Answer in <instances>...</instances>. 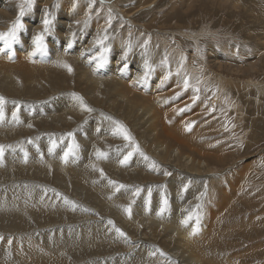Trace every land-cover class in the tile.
I'll use <instances>...</instances> for the list:
<instances>
[{
	"label": "bare ground",
	"instance_id": "1",
	"mask_svg": "<svg viewBox=\"0 0 264 264\" xmlns=\"http://www.w3.org/2000/svg\"><path fill=\"white\" fill-rule=\"evenodd\" d=\"M39 1L47 2V0ZM103 1L106 6L111 7L112 4L118 0ZM143 1L144 0H137L135 2L133 5L135 10H132L134 12L130 13L128 17H125L126 20L131 22L129 17L132 18L135 12L141 11L150 5L147 2L144 4L141 3ZM59 2L60 1H58V5L60 4ZM65 4L59 5V17L55 20L48 17L52 22L55 21L58 23L51 22V33L43 34L44 51L34 53V37L42 33L38 32L43 26V17L41 16L43 12L42 9H35L31 17L21 16L17 13L18 3L16 0H0V33H2V31H4V33H6L5 31H9V29H3H7V27L9 28L11 25H14L18 17L19 22L23 25L22 28L28 30L27 36L16 37L12 45L10 44V48L8 44L5 43V40L0 39V42L4 43L3 45L8 46H1L0 49L9 48L0 51V78H3L2 81H0V97H3L5 101L3 104L4 119L0 121V123H3L0 124V147H3L5 151L4 156L8 153L11 154L9 151L24 150L25 147L26 149L29 147L33 150H29L31 153L30 157L22 152H19L18 156H13L10 162H14V164L16 162L17 164L12 166L11 169H9L10 165L4 167L7 166V164L5 162H0V172L2 173L3 171L4 173H0V191L4 189L14 190L8 193V196H11L9 197L11 200L6 202L7 205L5 204L6 206H4V209H1V211L5 213H0V232L3 233L5 237L4 241L10 240L12 237L14 243L9 241L12 243L10 252H7L9 256H5L4 254L0 255V264H18L16 263L17 259L21 261L20 263L22 264H36V262L40 264H69L71 262V264H81L85 261L84 257H88L91 260L88 262V259L83 264H208L205 262V257L196 250L197 240L194 241V239L190 237L185 229L187 226L181 223L188 213L186 212L188 207L182 208V202L178 199H173V193L178 191L176 186L179 182L181 185H184L186 181H191L192 185V181L194 182L195 179L196 181L200 180L203 184L202 186H204L208 176L199 177L196 175V171H198L200 167H207L206 157L210 158L214 156L209 153L208 146H203V148L198 151L195 145L194 147L192 146L191 143L193 142L191 140V142L189 141L186 143L187 139L185 141L182 137L184 135V122H190L186 119V116L192 112H184V119L180 117L174 118V103L172 105H165L166 98L165 89L162 85V78H157V80L154 81L156 77L153 76L157 74L153 73V68L156 69L154 66L155 64L150 66V70H152L151 72L153 74L149 71L148 76L141 80V77L145 74L143 64L145 61H142L140 56H138L140 59L139 62L133 61L131 63H124L120 48L119 50H117L118 48L116 49L117 52L110 53V51L108 54L109 56H107L110 58H107L110 69L103 73H110V75L104 77L97 76V71L95 70L98 68L97 62L92 58L99 56V51H97L99 47L96 45L94 34L92 32L84 35L82 39L80 33H74L73 28L75 23H72V21L76 19L72 16H81L83 10L82 12L76 9V11H71L73 7H68L69 5L67 6ZM123 9L125 8L123 7ZM113 11H115V9ZM14 15L18 17H14ZM92 22V25H94L95 21L93 20ZM65 31L70 33V36L75 34L74 38L77 41L75 44L74 38H69L68 40L64 39V36L67 37ZM15 44L21 46L23 50L21 53L16 52ZM115 44L116 47H119V44ZM3 52L9 54V56L2 54ZM128 54H130V52ZM132 54L133 52L129 55L131 59ZM134 56L137 58L136 54H134L133 57ZM129 57L126 56V60H128ZM34 58H36V60H34ZM30 62L39 66L35 67L33 65L31 67L29 65ZM221 63L219 62L218 64L224 67V62ZM65 64L71 67V72L68 71V68L63 66ZM128 65L131 66V69ZM5 67L11 68L17 73L10 74L9 71L4 69ZM157 70L159 71V69ZM151 78H153L154 81H152V85H150ZM1 84H3V86ZM137 90L147 98L139 95V92H136ZM145 92H147V95H145ZM74 94L81 97L84 104L88 108H91L92 111H84L80 107L79 101L73 98ZM100 100L108 109L100 108ZM14 112L17 113L19 122L13 118ZM112 121H117L122 124L134 139L136 145L139 146V152L134 153L132 157H137L136 163H138L140 165L138 167L141 168V171H135V167H131L133 163L131 162L132 160H130L131 164L122 165L121 170H118L120 173H115L116 175H119L125 180H129V183L133 181L137 182L139 181L138 179L152 178V176L149 175H156L158 173L159 175H164V173L158 171L159 169L157 170V168L160 167L159 165H161V159L165 161L168 160L169 162L178 159L181 164L180 168H176L174 165L170 164L171 167H174L176 170L175 173L178 181L172 178V180L165 179L166 181L163 185H157L158 183L156 184L154 181L150 180L149 184L152 185V187H150L153 190V192L151 191L152 193L143 191L141 185H139L140 188L136 187V190L139 189L140 191L139 194L136 195V198H133L134 203L132 207L127 206L128 204H125L121 199H115L116 196L110 199L108 193L113 190V187L109 185L114 184H107V182L103 181L104 178L102 177L103 175L101 176V170L102 172L107 171L113 173L112 170H116L119 167L115 168L114 164H112L113 162L104 163L100 158H97L96 152L99 150L102 153H112L119 152L122 149H130L132 151V147L128 141H125L122 136L114 134L116 125L113 124ZM95 122H100L96 128L99 126L102 127V130H105V136L95 137L92 131L85 134L93 128ZM178 123L180 127L175 128ZM95 126L96 125H94V127ZM196 132H199V130L195 129L194 133ZM69 133L72 135L69 136ZM111 135H113L115 141L107 139L108 147L106 144L101 145V142L96 139L108 136L111 137ZM192 136L194 137V134ZM194 138L192 139L193 141L195 140ZM146 139H148L149 142H145ZM52 140L56 141L57 147L54 152L49 153L48 149ZM85 140L88 143L86 146L81 143V141ZM72 141L79 145V149L77 154L75 156H70L68 162L65 163L61 157L63 156L64 150L68 147V144ZM151 142H155L154 145L152 144L153 147ZM120 153L122 152L120 151ZM140 153H143V156ZM196 155H198L200 159H195ZM77 156L82 157L79 160H75ZM144 156H147L148 159L145 160ZM214 157L215 159H219L220 156L218 154V157ZM202 158H204V160H202ZM7 161H9V159H7ZM4 163L6 165L3 166ZM153 164L156 165V167L150 166ZM1 165L3 168H1ZM208 169H210V167ZM128 170L133 174L130 175L131 172ZM66 179H68L67 184L73 191L69 190L64 184ZM175 182H177V185H173ZM234 182L239 184L237 177ZM102 183L107 185L103 187ZM126 184L127 183H124V187L120 188L118 192L124 189L129 190ZM234 184L230 187L234 186ZM160 186H164L165 190H161ZM37 188L38 190H36ZM81 188H84V190ZM235 188L233 187L231 191L233 192ZM80 189L82 191H79ZM131 190H134V188H130V191ZM186 190L188 191V189ZM80 192H84L85 194L83 195ZM118 192L113 191L112 195ZM128 192L129 191L124 190V195L126 196ZM2 194L5 195L4 192H2ZM63 194L72 198V200H74L73 203L77 205V210L80 211L76 221L71 218L66 223L58 221V219H66L68 214L76 211V207L71 206L73 203L65 202ZM130 194L129 192L128 195ZM206 194L207 197H210L208 191H206ZM206 194L203 197H197L195 200L196 202H193L204 203L207 199L205 198ZM183 196L184 198L188 197L187 194ZM162 197L166 198L168 201L167 208L163 213L169 214L173 216V218L164 219L158 216L157 213L159 208L156 205H160ZM243 198H245L249 204L248 197L243 194ZM34 199L36 202L33 201ZM103 200H107L106 202H108V204L104 205L105 202H102ZM146 201L152 204L150 208H148V205L146 206ZM224 201L225 199H223L220 204H224ZM23 204L30 206L31 209L33 207L42 209L45 217H40L41 215L37 214L32 209L34 214L25 215L26 218H24L21 215V212H24V210H19L21 209L19 206ZM99 205L102 206V208ZM86 208L93 211L89 212ZM82 209L85 210V213L81 212ZM126 209L131 210V214L127 211L130 216L129 219L124 220L119 218L117 215L118 211L124 213ZM217 209V207H214L212 213H210L211 217L209 218L216 219V222L211 224L210 227L216 231L219 230V234L222 232L223 234L221 235L223 239H225L226 235L221 229L220 223L218 224L220 221V213ZM101 212L106 214L105 218L104 216H102V219L97 217L96 214L100 216ZM178 215H180V218ZM110 217L117 218L119 221L118 226L125 232L134 231L137 232L138 235L146 238L144 243L139 238H131L132 243H143L136 248V251H133V256L118 258L110 253L112 251H117V256L127 253L124 252V250L122 251L123 253L118 252L122 247L114 245L117 236L106 221V219ZM153 220L155 222H153ZM244 223H247L246 225L250 224L253 229H251V231L247 229L246 231L248 233L259 230L255 225L258 222L255 220L246 219ZM46 228H51V234L53 235L62 231L61 234L64 235L71 229H73L74 234L72 233L71 236L65 235L64 240L58 238L59 236L57 235L54 237V240L50 242L49 238L44 239L41 237V235H46V231H44ZM164 228L168 231L174 230V235H170L169 233L162 235L161 232H164ZM27 233L29 234L27 235ZM204 233L207 236L210 231ZM16 234H21V236H17ZM214 236L216 238V232H213L210 238L207 236L212 240L206 238H204V240L206 239V243L209 246L215 243L213 247L221 248L223 254L224 250L222 247L225 245H222L221 242H219L221 240L215 239ZM223 241L224 240H222V243L224 244ZM5 242L3 243L6 244ZM218 243L221 245H218ZM8 245L10 244L5 246L8 247ZM85 246H91L95 250L88 254H82L83 250H87ZM159 246L165 248L167 251H164L165 254L174 257V259H172L174 263L159 258V253L162 252ZM226 248L227 247H225V249ZM67 250H70V252H62ZM212 253L214 255H212V257L210 256V258L215 262L221 254H219V251L217 253L213 251ZM67 254L72 255L73 261H67ZM227 256L230 258L228 260L230 264H247L246 260H237L240 256L238 254H227ZM258 258H255V261H257ZM209 264L217 263L211 262Z\"/></svg>",
	"mask_w": 264,
	"mask_h": 264
},
{
	"label": "rangeland",
	"instance_id": "2",
	"mask_svg": "<svg viewBox=\"0 0 264 264\" xmlns=\"http://www.w3.org/2000/svg\"><path fill=\"white\" fill-rule=\"evenodd\" d=\"M58 1H60V4L66 3L65 5H69L68 7H73L71 11L77 10L82 12L83 10L82 17L72 16L76 19L72 21V23H75L73 31L74 33H80L82 39L84 38V35L93 32L96 45L99 47L97 50L99 51L98 55H100L102 49L101 46L97 44V41L102 40L103 46L108 49L107 56H109L108 54L110 51V53H113L117 48V50L120 48V53L123 54L121 57H123L122 59L124 60V63H131L133 61L139 62L141 59L147 63L149 69L150 66L155 64L154 66L156 69L153 68V73L157 74L153 76L156 77L154 81H156L157 78H162V85L165 89V98L167 99H165V105H172L174 103L173 108L175 113L173 117L184 119V112H192L186 116V119L190 122H184V135L182 137L185 141L187 139L186 143L191 140L193 142L191 143L192 146L194 147L195 145V148H197L198 151L203 148V146H208L207 148L211 155L218 157L219 154V159H215L214 156L210 158L206 157L207 167H200L198 168V171H196V175L199 177L208 176L204 186H202L203 184L200 180L196 181L195 179V183L192 181V185L191 181H186L184 185H181L180 182L178 185L177 182L173 183V185H177L176 187L178 188V191L173 193V199L181 201L182 208L188 207L186 210L188 213L185 219L189 215H192L193 217L189 220L185 229L194 241L197 240L196 250L205 257V262L208 264L211 262L217 264H230L228 263L230 258L227 254L232 255L235 253L236 255H240L237 260H246L247 264H264V0H144L141 3L144 4L147 2L150 5L147 8L143 7L144 9L141 11L135 12L132 18L129 17L131 22L126 20L125 17H128L130 13L134 12L132 11L135 10L133 5L137 0H118L112 4L113 7L106 6L103 0H47V2L30 0V4L28 0H16L18 3L17 13L20 15V8L21 6H24L25 11L22 16L31 17L35 12V9L39 8L43 11L41 13L43 20L45 16H47V18L51 17L55 20L59 17L58 10L60 4L58 5ZM76 7H80L81 9ZM123 7L125 9H123ZM111 8L113 10L115 9V11ZM14 17L18 16L14 15ZM93 20L95 21L94 25H92ZM52 23L58 22L53 21ZM12 27L13 25L3 30H8ZM43 28L44 25L38 32H43ZM51 29L52 28H50L47 33H51ZM17 31L20 33L16 32V37L27 36V29L20 28ZM65 32L64 33L67 34V37L64 36L65 40L74 38V35L76 34L70 36V33L67 31ZM2 33H4V31H2ZM74 41L75 44L77 41L76 39ZM145 41H148L147 45H145ZM13 42L14 41L12 40L11 43L8 44L9 48ZM115 43L119 44V47H116ZM3 44V42H0V47L7 46ZM9 48H4L3 50ZM15 50L18 53L23 51L19 44H15ZM129 52L130 54L133 52L131 55L132 59L129 57ZM2 54L9 56V54L4 52ZM134 54L137 55V58L135 56L133 57ZM126 56L129 57L128 60H126ZM138 56H140V59ZM34 60H36V58H34ZM219 62H224L225 66L222 67L218 64ZM145 63H143L144 70ZM29 65L31 67L33 65L35 67L39 66L31 62ZM129 68L131 69V66H129ZM4 69L9 71L10 74L17 73L8 67H5ZM109 69V65L106 62L102 67L95 69L97 71L96 75L103 77L109 76L110 73H103ZM157 69H159V71ZM151 71L152 70H150V73L153 74ZM186 77L189 78V87L187 89L184 88V79ZM0 79V81H2L3 78L1 77ZM152 81L153 78L150 79V85L153 84ZM1 85L3 86V84ZM196 89H199V91H196ZM136 92H139V95L142 97L147 98L141 94L140 91L137 90ZM145 95H147V92H145ZM194 96L198 98L193 100ZM99 104L100 108L108 109L101 100ZM194 110L196 111L193 112ZM98 124H100V122H95L93 128L85 134L92 131L95 137L105 136V130L103 131L102 127L99 126L96 128ZM94 125L96 126L94 127ZM188 125H191L190 129L187 128ZM177 127H180L179 123L175 128ZM195 129H198L199 132L194 133ZM191 134H194L195 138ZM193 138L195 139L194 141L192 140ZM96 139L101 142V145L106 144L107 147V139L115 141L113 135H111V137L108 136ZM146 140L145 142H149L148 139ZM81 143L85 146L88 144L86 140L81 141ZM152 144L154 145L155 142H151V145ZM29 150L33 151L29 147L17 151L7 150L11 154L8 153L5 156L4 151L3 157L0 158V162H5L7 164V166H4L6 165L4 163V167L10 165L11 167L9 166V169H11L12 166L17 164L16 162L15 164L14 162L11 163V158L16 155L18 156L19 152L30 157L31 153ZM128 150L131 151L130 149H122L120 150L122 153H120V151L105 153L106 155L103 158H100L104 163L113 162L112 164H114L115 168L119 167L116 169L117 171L112 170L113 173L106 171L103 172V176L101 175L104 178L103 181L107 182V184H112L110 181L115 182L114 185H109L113 187L112 191L108 189L110 191L108 193L110 199L115 198L114 196H116L115 199H121L125 204H128L127 206L132 207L134 203L133 198H136L134 193L136 192V187L140 188L139 185H141L143 191L152 193L153 190L150 188L152 185L149 184L150 180L154 181L156 184L158 183L157 185H163L167 179H176V181H178L175 173L176 170L174 168L181 167L178 159L176 160L177 165L176 161L169 162L168 160L165 161L164 159H161V165H159L160 167L157 168V170L159 169L158 171L164 173V175H159V173L156 175H149L152 176V178L138 179V183L136 181L129 183V180H125L119 175H116L115 173H120L118 170L120 171L122 168L120 160L127 155L129 152ZM81 157L82 156H77L75 160H79ZM7 159H9V161H7ZM195 159H200V157L196 155ZM130 160H132L131 162L133 164H131ZM130 160L127 164L130 163L132 168L135 167V171H141V168L138 167L140 165L136 163L137 157H132ZM202 160H204V158H202ZM170 164L174 165V167H171ZM209 167L210 169H208ZM1 168H3L2 165ZM128 171L131 172L130 170ZM165 172L169 173V175H165ZM1 174H4L3 171ZM131 174L133 173L131 172L130 175ZM236 177L239 184L234 182ZM67 182L68 179H66L64 184L69 190L73 191ZM124 183H127V188H129V190H124L129 191L131 193L130 195H128V192L125 196L124 190L121 191L122 193L118 192V186H124ZM234 183L236 184V188ZM107 184L102 183V186L104 187ZM232 184H234V186L230 187ZM233 187L236 190L234 189L235 191L233 190L232 192L231 190ZM130 188H134V190H131V192ZM164 188L165 187L162 186L160 189L164 191ZM81 189L84 190V188ZM81 189L79 191H82ZM186 189H188V191ZM36 190H38V188ZM13 191L14 190L12 189H4L0 191V211L5 208L4 206L7 205L6 202L11 200L9 199L11 196H8V193ZM113 191L118 193L112 195ZM206 191L210 193V197H207ZM2 192H4L5 195L2 194ZM80 193L83 195L85 194L84 192ZM185 194H187L188 197L184 198L183 195ZM205 194V198L207 199L204 203H194L196 202L195 200L197 197H203ZM243 194L248 197L249 204L247 200L243 198ZM63 196L65 201L67 200L70 201L71 204L73 203L74 200H72V198L65 194H63ZM223 199H225L224 204H220ZM33 201L36 202L35 199ZM106 201L107 200L102 201L105 202L104 205L108 204ZM75 205L76 204L74 203L71 205L76 207V211H74L75 213L72 212L67 215L66 219H58V221L66 223L70 218L76 221L80 211L77 210V205ZM147 205L148 208H150L152 204L148 203ZM156 206H158L160 210V205ZM19 207L21 208L19 209L20 211L24 210V212H21V215L24 218H26L25 215L28 216L29 214H34L32 209L37 214L41 215L35 216L45 217L42 209H39L38 207H33L31 209V207L26 204L20 205ZM100 207L102 208V206ZM214 207H217V210H219L220 221L218 224L220 223L221 229L226 235L225 239H223V236L221 235L223 234L222 232L219 234V230L216 231L210 227L211 224L216 222L215 218H209L211 217L210 213H212ZM84 209L81 210L82 213H85ZM87 210L89 212L93 211L90 209ZM0 213L5 212L1 211ZM96 215L101 219L102 216H104V218L106 216L104 212H101L100 216L99 214ZM117 215L124 220H128L130 217L127 211L124 213L118 211ZM158 216L164 219L173 218V216L164 213H160ZM197 216L199 217L198 225L196 222ZM178 217L180 218V215H178ZM246 219L258 222L255 225L259 230L257 229L258 231L248 233L246 230L250 229L251 231L252 227L250 224L246 225L247 223H244V220ZM106 221L111 230L117 236L115 241L119 245L116 243L114 245L122 247L118 252L124 250V252L128 253L119 254L117 256V251L110 252L115 257L124 258L126 256H133V251H136V248L146 241V238L138 235L137 232H125L121 229L118 226L119 221L117 218L110 217L109 219H106ZM109 221L112 223H109ZM153 222L155 221L153 220ZM193 227H198L199 229L195 234H192ZM117 228L123 231L125 235L119 236L115 231ZM47 229L49 228L44 230L46 231V235H41V237L44 239L49 238L50 242H52L57 235L59 236L58 238L64 240L65 235L71 236L72 233L74 234L73 229H71L64 235L61 234L63 231L53 235L51 234V228L49 230ZM206 231H210L209 235H207L209 238L213 232H216V238L221 240L219 242H221L222 245H225L222 247L224 250L223 254L221 248L213 247L215 243L213 245L211 244L212 247L207 245L206 239L209 238L204 233ZM166 233L174 235V230L168 231L164 228V232H161V234L163 235ZM28 234L29 233H27V235ZM16 235L21 236V234ZM4 238L3 233L0 232V255L4 254L5 256H9L7 252H10L14 240L11 237L10 240L7 238L8 240H5V242ZM131 238H139L143 243H132ZM204 238L206 239L204 240ZM222 240H224V244L222 243ZM7 244L10 245L7 247L5 246ZM134 244L136 245L130 247ZM221 244L218 243V245ZM85 247L87 250H83L82 254H88L95 250L91 246ZM225 247L227 248L225 249ZM162 248L163 247L160 248L162 252L159 253V258L173 262L172 259H174V257L165 254L164 251L166 250L165 248ZM213 251L216 253L219 251V254H221L215 262L210 258V256L212 257V255H214L212 253ZM62 252L68 253L70 250ZM84 258L85 261L83 263L88 259V262L91 260L88 257ZM255 258H258L257 261H255ZM67 261H73L71 254L68 255ZM20 262L21 261L17 259L16 263L22 264ZM36 264L40 263L36 262Z\"/></svg>",
	"mask_w": 264,
	"mask_h": 264
},
{
	"label": "snow or ice",
	"instance_id": "3",
	"mask_svg": "<svg viewBox=\"0 0 264 264\" xmlns=\"http://www.w3.org/2000/svg\"><path fill=\"white\" fill-rule=\"evenodd\" d=\"M28 2L30 4V0H28ZM24 11H25L24 6H21V8H20V15L21 16L24 14ZM43 25H44L43 32L37 34L34 37V40H33V44H34L33 51H34V53L35 52L44 51V35L43 34L47 33L50 30V25H51V20L48 19L47 16H45V18L43 20ZM22 27H23V25L19 22V17H18L16 23L13 25V27L11 29H9L8 32L0 33V39L5 40V43L9 44L11 40H15L16 39V32H17L18 29H20ZM147 43H148V41H145V45H147ZM97 44H99L101 46L102 51H101L99 56L93 57L92 59L97 62V67H102L107 62V55L106 54L108 52V49L103 46V41L102 40H98ZM0 51H3V49H0ZM63 66L68 68V71L71 72V67L69 65L65 64ZM149 71H150L149 66L147 65V63H145V74H144L143 77H141V80L145 79L148 76ZM188 87H189V78L186 77L184 79V88L187 89ZM196 91H199V89H196ZM73 98L75 100L79 101L80 107L84 111H88V112L92 111L91 108H88L84 104L83 99L81 97H79V96L74 94ZM197 98L198 97L194 96L193 100H195ZM4 103H5L4 98L0 97V121H2L4 119V112H3V104ZM13 118L16 119L17 122H19L16 112L13 113ZM108 119H111V118H108ZM112 123L116 125V127L114 129V134L122 136L123 139L125 141H128L129 144L132 147V151H129L127 153V155H125L123 157V159L120 160V164L121 165H125L132 158L134 153L139 152V146L136 145L134 139L130 136V134L128 133L127 129L122 124H120L117 121H112ZM187 128L190 129L191 125H188ZM68 135L71 136L72 134L69 133ZM56 147H57L56 141L52 140V142L50 144V147L48 149L49 153L54 152ZM78 149H79V145H77L74 141L70 142L68 144V147L64 150L63 156L61 157V159L65 163H67L70 156H75L77 154ZM3 153H4L3 147H0V158L3 157ZM140 154L143 156V153H140ZM96 155H97V158H103L106 154L100 152L99 150H97ZM144 159L147 160L148 157L144 156ZM150 166L151 167H156V165H154V164L150 165ZM101 175H103L102 170H101ZM165 175H169V173L165 172ZM110 183L115 184V182H112V181H110ZM122 187H124V186L123 185L118 186L117 190H119V188H122ZM185 187H187V186H185ZM139 191L140 190L137 189L136 192L134 193V195H138ZM65 202L66 203H70V201H67V200ZM148 203H149V201H146V206H147ZM167 205H168L167 199L162 197L161 198V202H160V210H159L158 214L163 213L166 210ZM197 207H199V206H197ZM126 211H128L129 214H131V210L130 209H126ZM192 218H193L192 215H189L186 219L182 220L181 223L184 224V225H187L189 220H191ZM196 222H197V225H198L199 224V217L198 216L196 218ZM109 223H112V222L109 221ZM198 230H199L198 227H193L192 234H195L196 232H198ZM115 231L117 232V234L119 236H124L125 235V233L123 231H121L119 228L115 229Z\"/></svg>",
	"mask_w": 264,
	"mask_h": 264
}]
</instances>
